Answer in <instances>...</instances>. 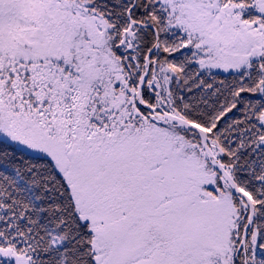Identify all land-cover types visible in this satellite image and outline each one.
Listing matches in <instances>:
<instances>
[{
	"label": "snow or ice",
	"instance_id": "1",
	"mask_svg": "<svg viewBox=\"0 0 264 264\" xmlns=\"http://www.w3.org/2000/svg\"><path fill=\"white\" fill-rule=\"evenodd\" d=\"M0 264H264V0H0Z\"/></svg>",
	"mask_w": 264,
	"mask_h": 264
}]
</instances>
